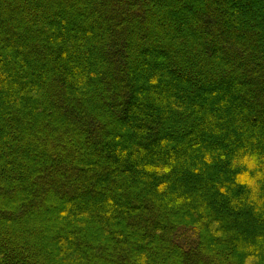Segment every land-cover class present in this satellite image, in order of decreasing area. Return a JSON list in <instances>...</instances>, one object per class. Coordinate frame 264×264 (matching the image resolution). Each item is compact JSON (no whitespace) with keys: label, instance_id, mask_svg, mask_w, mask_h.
Returning <instances> with one entry per match:
<instances>
[{"label":"trees","instance_id":"1","mask_svg":"<svg viewBox=\"0 0 264 264\" xmlns=\"http://www.w3.org/2000/svg\"><path fill=\"white\" fill-rule=\"evenodd\" d=\"M0 264H264V0H0Z\"/></svg>","mask_w":264,"mask_h":264}]
</instances>
